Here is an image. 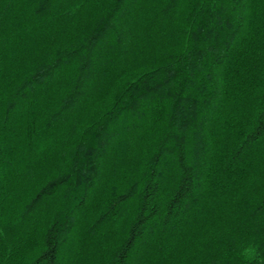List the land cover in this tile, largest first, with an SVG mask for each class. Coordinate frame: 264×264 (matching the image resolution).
<instances>
[{
	"label": "trees",
	"instance_id": "obj_1",
	"mask_svg": "<svg viewBox=\"0 0 264 264\" xmlns=\"http://www.w3.org/2000/svg\"><path fill=\"white\" fill-rule=\"evenodd\" d=\"M0 264H264V0H0Z\"/></svg>",
	"mask_w": 264,
	"mask_h": 264
}]
</instances>
